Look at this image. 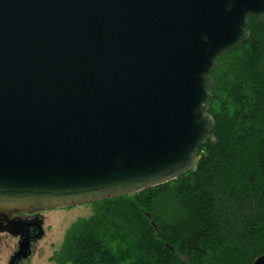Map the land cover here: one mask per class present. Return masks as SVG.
I'll use <instances>...</instances> for the list:
<instances>
[{"label": "water", "instance_id": "obj_1", "mask_svg": "<svg viewBox=\"0 0 264 264\" xmlns=\"http://www.w3.org/2000/svg\"><path fill=\"white\" fill-rule=\"evenodd\" d=\"M249 16L264 20V0H0V231L19 237L7 264L43 235L17 215L193 169L210 73Z\"/></svg>", "mask_w": 264, "mask_h": 264}, {"label": "trees", "instance_id": "obj_2", "mask_svg": "<svg viewBox=\"0 0 264 264\" xmlns=\"http://www.w3.org/2000/svg\"><path fill=\"white\" fill-rule=\"evenodd\" d=\"M245 28L210 73L213 128L195 167L93 202L57 264H251L264 254V20L249 16Z\"/></svg>", "mask_w": 264, "mask_h": 264}, {"label": "rangeland", "instance_id": "obj_3", "mask_svg": "<svg viewBox=\"0 0 264 264\" xmlns=\"http://www.w3.org/2000/svg\"><path fill=\"white\" fill-rule=\"evenodd\" d=\"M94 208L95 204L90 202L41 211L43 235L32 246L30 256L22 264H57L54 260L64 244L68 231L74 223L89 217ZM16 248L17 238L0 232V264H7ZM58 264L70 263L58 262Z\"/></svg>", "mask_w": 264, "mask_h": 264}, {"label": "flooded vegetation", "instance_id": "obj_4", "mask_svg": "<svg viewBox=\"0 0 264 264\" xmlns=\"http://www.w3.org/2000/svg\"><path fill=\"white\" fill-rule=\"evenodd\" d=\"M19 218H21L22 220H25V221H31V220H34V219H36V220H40L41 221V225H42V218H41V215H40V212H35V213H21V214H19V215H17ZM42 228H43V226H42ZM1 233H3V232H5V233H7V234H9V235H11V236H14V235H12V234H10L7 230H3V231H0ZM14 237H16L17 238V248H16V250H14V252L15 251H17L18 250V242H19V237L18 236H14ZM39 239H37L36 241H32L31 242V244H30V251L32 252V246L38 241ZM13 252V253H14ZM12 253V254H13ZM12 254H11V256H12ZM10 256V257H11ZM30 256V255H29ZM28 256V257H29ZM27 257V258H28ZM26 258V259H27ZM10 259V258H9ZM26 259H22L20 262H19V264H22V262L24 261V260H26ZM8 263V262H7Z\"/></svg>", "mask_w": 264, "mask_h": 264}]
</instances>
